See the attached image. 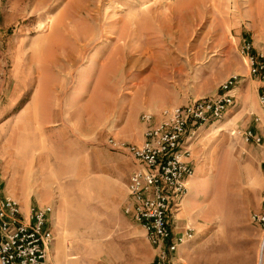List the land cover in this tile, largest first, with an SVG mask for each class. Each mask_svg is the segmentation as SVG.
Wrapping results in <instances>:
<instances>
[{"label":"rangeland","instance_id":"obj_1","mask_svg":"<svg viewBox=\"0 0 264 264\" xmlns=\"http://www.w3.org/2000/svg\"><path fill=\"white\" fill-rule=\"evenodd\" d=\"M246 40L264 58V0H0L5 188L27 210L54 208V236L80 264H152L123 211L133 161L108 140L139 142L144 113L215 97L238 75L233 111L198 134L195 204L176 221L195 237L176 264H257L264 147L233 134L264 92Z\"/></svg>","mask_w":264,"mask_h":264},{"label":"built area","instance_id":"obj_2","mask_svg":"<svg viewBox=\"0 0 264 264\" xmlns=\"http://www.w3.org/2000/svg\"><path fill=\"white\" fill-rule=\"evenodd\" d=\"M253 50L254 45L246 40L242 54L247 58L249 74L263 82L264 58L253 54ZM239 83L240 76L233 75L221 84L215 97L163 109L158 115L144 113L141 144L108 140L113 150L123 152L135 162L124 213L143 228L155 249L152 264H173L172 256L195 237L190 224L181 230L176 226V214L189 194V184L195 175L191 165L193 144L202 127L221 121L235 105L234 91ZM259 105L264 116V92L259 95ZM259 122L255 117V123ZM233 134L239 135L246 144L264 147V131L257 133L249 128L235 130ZM52 212L51 206L40 205L23 211L20 202L5 193L0 166V264H48L53 235L47 226ZM251 223L261 229L264 253V192L262 208L251 215Z\"/></svg>","mask_w":264,"mask_h":264},{"label":"crops","instance_id":"obj_3","mask_svg":"<svg viewBox=\"0 0 264 264\" xmlns=\"http://www.w3.org/2000/svg\"><path fill=\"white\" fill-rule=\"evenodd\" d=\"M236 92V91H235ZM237 94H238V98L237 99H240V96H239V91H237L236 92ZM237 101L238 100H236L235 101V105H236V103H237ZM252 112L249 114V111H244V115H245V117H247V122H248V126H251V127H249V128H252V129H254V130H256V132L257 133H260V132H263L264 131V116H263V113H262V108H261V106L259 107V106H257V104H254V106L252 107ZM233 111V107L229 110V113H231ZM249 115V116H248ZM227 116V115H226ZM255 117H258L259 119H260V122L259 123H255ZM249 128H247V129H249ZM199 139V138H198ZM139 142H130V143H133V144H141L142 142H143V131H142V134H141V136H140V138H139ZM197 142V141H196ZM196 142L193 144V155H192V158H193V160L191 161V165L194 167V169H195V167H197L195 164V161L197 160L196 158H195V156H194V152L196 151ZM251 145H254V144H251ZM255 146V145H254ZM197 153V152H196ZM197 155H198V153H197ZM132 159V158H131ZM133 161V160H132ZM133 164H134V169H133V171H132V173L136 170V165H135V162L133 161ZM132 173L130 174V176H129V180H128V183H127V186H126V188L128 187V184H129V181H130V177H131V175H132ZM193 180V179H192ZM192 180L190 181V183L192 182ZM4 189H5V193L7 194V195H9V196H11V197H13V198H15V197H17V196H14L13 194H11L6 188H5V186H4ZM264 192V191H263ZM263 196V195H262ZM16 199V198H15ZM16 200H18V199H16ZM19 202H20V200H18ZM128 202H129V196H128V191H127V199H126V203H125V205H124V208H125V206L128 204ZM185 203V205H186V209H188V215L186 214V210H184L183 211V213H182V217H187L188 216V218L190 217V215H191V208H193V206H194V204H195V201H194V199H192V198H189V199H185V200H183V202H182V205ZM20 204L22 205V207H23V209H25V210H27V206L26 205H24V204H22V202H20ZM35 205H40V204H35ZM30 206H32V205H30ZM29 206V207H30ZM41 206V205H40ZM47 206H49V205H47ZM27 207V208H26ZM53 208V207H52ZM261 208H262V202H261ZM260 208V209H261ZM181 209V208H180ZM123 211H124V209H123ZM180 211V210H179ZM178 211V212H179ZM178 212H177V214H178ZM53 214H54V208H53V212H52V214L49 216V219H48V226H47V228L49 229V231L52 233V235H53V241H52V243L49 245V248H48V264H53V260L55 261V264H80L79 262H78V259H77V257L74 255V256H71V255H73V254H70V256L69 255H66L65 253H64V248H63V245H62V242L60 241V240H58L55 236H54V233H53V230H52V225H51V221H52V217H53ZM125 214V213H124ZM177 214H176V221H177ZM126 216V215H125ZM126 217H128V216H126ZM131 221H133L132 220V218H130V217H128ZM257 227V226H256ZM259 228V227H258ZM139 229H140V232H142V234H143V237L144 238H146V234H145V231L143 230V228L141 227V226H139ZM260 229V228H259ZM260 231H261V229H260ZM194 240V239H193ZM193 240H191V241H189V242H187V243H185V244H183L180 248H179V250L172 256V262H173V264H176V259H177V257H178V254H179V252L182 250V247H185V245L187 244H190ZM151 248H152V250H153V254H154V256H155V249L152 247V246H150ZM263 264H264V262H263Z\"/></svg>","mask_w":264,"mask_h":264},{"label":"bare ground","instance_id":"obj_4","mask_svg":"<svg viewBox=\"0 0 264 264\" xmlns=\"http://www.w3.org/2000/svg\"><path fill=\"white\" fill-rule=\"evenodd\" d=\"M263 262H264V253L263 251L261 252V246H260L257 264H263Z\"/></svg>","mask_w":264,"mask_h":264}]
</instances>
